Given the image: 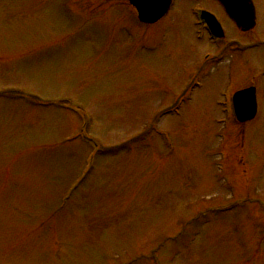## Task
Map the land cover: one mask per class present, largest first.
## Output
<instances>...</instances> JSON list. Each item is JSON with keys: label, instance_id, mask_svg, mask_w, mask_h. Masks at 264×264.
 I'll return each mask as SVG.
<instances>
[{"label": "rangeland", "instance_id": "rangeland-1", "mask_svg": "<svg viewBox=\"0 0 264 264\" xmlns=\"http://www.w3.org/2000/svg\"><path fill=\"white\" fill-rule=\"evenodd\" d=\"M253 1V32L223 20L249 50L213 62L191 16L207 0L151 26L123 0H0V264H264ZM251 86L237 129L230 98Z\"/></svg>", "mask_w": 264, "mask_h": 264}, {"label": "water", "instance_id": "water-1", "mask_svg": "<svg viewBox=\"0 0 264 264\" xmlns=\"http://www.w3.org/2000/svg\"><path fill=\"white\" fill-rule=\"evenodd\" d=\"M136 9L138 20L142 23L152 24L159 20L168 10L171 0H128ZM224 1H222L223 3ZM237 26L244 23V30L250 29L253 25V16L248 15L245 18H239L238 14L230 16ZM212 21V17H210ZM214 21H212L213 23ZM232 110L234 117L239 122H245L254 118L256 114V103L254 89L250 88L236 93L232 100Z\"/></svg>", "mask_w": 264, "mask_h": 264}, {"label": "flooded vegetation", "instance_id": "flooded-vegetation-1", "mask_svg": "<svg viewBox=\"0 0 264 264\" xmlns=\"http://www.w3.org/2000/svg\"><path fill=\"white\" fill-rule=\"evenodd\" d=\"M177 2V0H175ZM208 1V7H202L197 5V9H204L206 10L210 15H212L216 21H218L221 30L223 32L224 35V40L226 39V29L223 23L224 21H227V23L230 25V29L233 28L235 31L240 32L241 34H247L250 32H253L256 28H258L257 26H259L260 23V18H259V8H257L256 4L254 3L253 0H250L252 2V7H253V15H254V23H253V28L249 29L248 31H244L241 32L240 30H238L234 23L229 19L228 17V12H232L234 10H236V13L240 14H247L248 12L246 11V7L247 5L245 4V0H225L224 1V8L221 6V4L219 3L218 0H207ZM176 2L174 3V6L176 4ZM193 8V7H192ZM195 8V9H196ZM228 10V11H226ZM190 14V13H189ZM191 16L193 17L194 20V25L196 23V19L194 16V10L192 11L191 9ZM242 16V15H240ZM196 30V28H195ZM254 44H260V42L256 43L254 42ZM264 44V43H263ZM231 49H234V51H239L241 52L242 50L244 51L245 46H242V44H232Z\"/></svg>", "mask_w": 264, "mask_h": 264}]
</instances>
